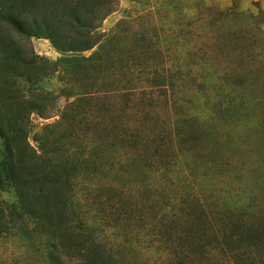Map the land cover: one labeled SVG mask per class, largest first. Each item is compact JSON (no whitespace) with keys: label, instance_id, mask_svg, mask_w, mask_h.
I'll list each match as a JSON object with an SVG mask.
<instances>
[{"label":"rangeland","instance_id":"1","mask_svg":"<svg viewBox=\"0 0 264 264\" xmlns=\"http://www.w3.org/2000/svg\"><path fill=\"white\" fill-rule=\"evenodd\" d=\"M0 178V264H264V0H0Z\"/></svg>","mask_w":264,"mask_h":264},{"label":"trees","instance_id":"2","mask_svg":"<svg viewBox=\"0 0 264 264\" xmlns=\"http://www.w3.org/2000/svg\"><path fill=\"white\" fill-rule=\"evenodd\" d=\"M48 143H49V141L46 142L45 148H48V146H49ZM19 164H20V162H19ZM17 166H18V164H17ZM9 167H8V169L5 170V178L4 179L9 181V182H13V183L17 184V190H18V195L17 196L19 197L20 204H22V206L24 208L26 207L27 209L31 210L32 212H36V210L39 209L43 213V214L40 215L39 219L48 221V219L46 217L48 215H46V214L49 211L47 209H44L46 211H43V209L39 206V204L41 203L43 208L46 207V205H45V203H43V201L40 202L41 200L39 198L38 199L35 198L36 195H35V192H34V185H32L31 187L27 186V182L25 181V179L21 175L17 174V172L14 170L15 164H13V165H11ZM51 169H52V166H50V167H46L45 166L44 167V171L46 172V176L44 177V183L47 182L46 178L49 177V175H50L49 173H51ZM28 177H29V175H28ZM35 177H37V176L35 175ZM41 177H43V176H40V178ZM54 185H56V184H54ZM42 193H43V190L39 191L40 198H42ZM93 260L94 259H92L90 257L89 260H88V264L95 263V262H93Z\"/></svg>","mask_w":264,"mask_h":264}]
</instances>
